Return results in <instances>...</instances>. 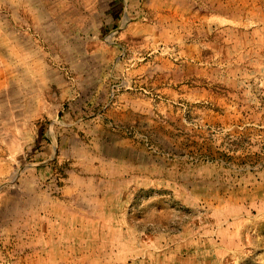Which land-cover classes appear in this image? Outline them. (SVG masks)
<instances>
[{
    "label": "rangeland",
    "instance_id": "374dc122",
    "mask_svg": "<svg viewBox=\"0 0 264 264\" xmlns=\"http://www.w3.org/2000/svg\"><path fill=\"white\" fill-rule=\"evenodd\" d=\"M17 3L0 264H264V0Z\"/></svg>",
    "mask_w": 264,
    "mask_h": 264
},
{
    "label": "crops",
    "instance_id": "0c3cea01",
    "mask_svg": "<svg viewBox=\"0 0 264 264\" xmlns=\"http://www.w3.org/2000/svg\"><path fill=\"white\" fill-rule=\"evenodd\" d=\"M16 1H18L17 4H19V2H21L20 3L21 7H22V5H24V6H27L28 9H30L29 3H27L29 0H27V2L25 0H16ZM23 1H25V2H23ZM3 48L4 49H10L11 55H17V50L14 48V45H12V41L10 40L8 42V38H5V37H3L1 35L0 36V54H1V51H2ZM0 60H1V57H0ZM4 60L5 59L2 56V61L4 62ZM3 64H5V63H3ZM7 69L8 68H6V70ZM4 71H5V69L0 68V78H5L6 77V74H5L6 72L4 73ZM45 93L47 94V96H45L46 95ZM43 94H44V98L35 99V97H33V99H31V100H33L34 102L40 101V102H48V103H50V101H52V99L58 100L59 96H61V95L66 97V93L63 92L62 94L60 93L58 95V97L53 98L54 96L51 97L50 89L49 90L45 89ZM65 97H62V100L65 99ZM60 100L61 99L59 98L58 102H60ZM45 146H46V152H44V154H43L44 155L43 159H47L48 158L47 156H50V155L52 156V152L54 151V146L50 147L51 144H46ZM51 148L53 150H50ZM118 162L119 163H114L113 164V166L115 167L116 170L114 172L115 177H113L112 180H115V181H117V180L121 181V180L127 179V177H125V175H129L130 174V170H131L130 165H129V161H128V163H125L124 160L122 162L121 161H118ZM80 171L84 172V170H80ZM96 172L97 173H101L102 170L99 169ZM144 172H145V170H144ZM81 177L83 179H85L83 176L76 174V175L72 176V180H75L76 178H81ZM105 179L108 180L107 178H105ZM210 241H211V239H208V238L207 239H204V238L200 239L199 238L198 240L195 239L192 242H196V243H200L202 245H205V244H208V242L210 243ZM216 244H218V243H216ZM224 256H225V254L221 253V251H219V250L217 251V255H216L217 260L216 259H210V257H207V256H205L203 254H200L199 256L198 255H189L188 257L183 258L180 261L179 264H211V262H213V260L214 261H218V260L219 261H224V259H223Z\"/></svg>",
    "mask_w": 264,
    "mask_h": 264
}]
</instances>
